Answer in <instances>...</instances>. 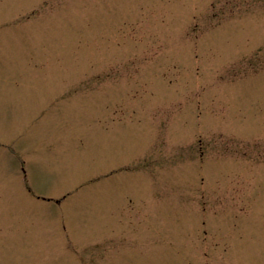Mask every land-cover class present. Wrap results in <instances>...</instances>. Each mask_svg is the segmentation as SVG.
Returning a JSON list of instances; mask_svg holds the SVG:
<instances>
[{"label":"rangeland","instance_id":"obj_1","mask_svg":"<svg viewBox=\"0 0 264 264\" xmlns=\"http://www.w3.org/2000/svg\"><path fill=\"white\" fill-rule=\"evenodd\" d=\"M0 264H264V0H0Z\"/></svg>","mask_w":264,"mask_h":264},{"label":"snow or ice","instance_id":"obj_2","mask_svg":"<svg viewBox=\"0 0 264 264\" xmlns=\"http://www.w3.org/2000/svg\"><path fill=\"white\" fill-rule=\"evenodd\" d=\"M214 7V5H213ZM208 147L207 144L203 141V138H197L191 144L187 145V150L190 152H195L199 157L203 158L205 155V148ZM86 250V249H85ZM72 251H75L73 248ZM78 256L80 255L79 252L76 253Z\"/></svg>","mask_w":264,"mask_h":264}]
</instances>
